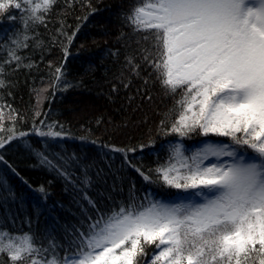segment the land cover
I'll list each match as a JSON object with an SVG mask.
<instances>
[{"label": "trees", "instance_id": "obj_1", "mask_svg": "<svg viewBox=\"0 0 264 264\" xmlns=\"http://www.w3.org/2000/svg\"><path fill=\"white\" fill-rule=\"evenodd\" d=\"M0 2L6 4L0 11V140L12 137L0 148V229L30 232L45 248L54 241L63 257L101 214L130 202L149 206L192 196L165 186L156 170L175 163L177 144L191 156L204 142L232 141L171 131L183 94L164 88L142 59H163L154 38L143 40L146 33L135 32L127 19L142 0H55L38 13L43 22L31 19L42 0ZM12 51L20 59L6 63ZM40 156L66 169L71 180L42 166ZM156 243L142 241L136 264H152L165 247ZM262 258L254 253L248 264ZM0 264H11L6 254Z\"/></svg>", "mask_w": 264, "mask_h": 264}, {"label": "snow or ice", "instance_id": "obj_2", "mask_svg": "<svg viewBox=\"0 0 264 264\" xmlns=\"http://www.w3.org/2000/svg\"><path fill=\"white\" fill-rule=\"evenodd\" d=\"M54 3L35 4L31 19L43 22L38 13H47ZM5 9L0 2V11ZM127 19L135 32L146 33L143 40L152 37L162 49L161 62L142 57L161 85L183 94L171 131L185 137L198 130L204 137H228L232 144L204 142L191 156L177 144L175 163L156 170L165 186L191 191L199 203L130 202L91 220L76 238L74 253L63 257L54 241L45 248L30 232L0 229V257L6 254L11 264H136L142 241L165 246L154 253L152 264H248L254 253L264 257V0H142ZM9 56L6 63L20 59L15 51ZM11 139L0 140V148ZM40 163L71 180L46 156Z\"/></svg>", "mask_w": 264, "mask_h": 264}, {"label": "rangeland", "instance_id": "obj_3", "mask_svg": "<svg viewBox=\"0 0 264 264\" xmlns=\"http://www.w3.org/2000/svg\"><path fill=\"white\" fill-rule=\"evenodd\" d=\"M223 159L227 160V158H223ZM174 201H167V202L159 201V202L162 203V204H166V205H173V204L179 205V204H187L189 202H191V203H199V202H201L200 198L199 197H195L194 195L186 197V198L182 197L180 199H174Z\"/></svg>", "mask_w": 264, "mask_h": 264}]
</instances>
